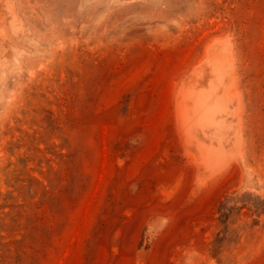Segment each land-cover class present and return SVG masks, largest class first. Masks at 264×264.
Here are the masks:
<instances>
[{
  "label": "rangeland",
  "instance_id": "rangeland-1",
  "mask_svg": "<svg viewBox=\"0 0 264 264\" xmlns=\"http://www.w3.org/2000/svg\"><path fill=\"white\" fill-rule=\"evenodd\" d=\"M0 264H264V0H0Z\"/></svg>",
  "mask_w": 264,
  "mask_h": 264
},
{
  "label": "bare ground",
  "instance_id": "bare-ground-1",
  "mask_svg": "<svg viewBox=\"0 0 264 264\" xmlns=\"http://www.w3.org/2000/svg\"><path fill=\"white\" fill-rule=\"evenodd\" d=\"M190 109H191V108H190ZM193 109H194V108H193ZM193 109H192V111H193ZM215 109H216V108L213 109V107L210 106V107L208 108V111H207L206 113H207V114H208V113H209V114H210V113L212 114V112H214ZM187 113H188V112H187ZM213 114H214V113H213ZM188 118H189V117H188ZM201 118L203 119V117H201ZM202 119H201V120H202ZM209 121H210V120H209ZM201 122H202V121H201ZM205 123H206V121H205ZM208 123H209V122H207L206 125H208ZM209 124H210V123H209ZM201 125H203V124H200V126H201ZM206 125L204 124L205 127H207ZM209 126H210V125H209ZM193 128H194V127H193Z\"/></svg>",
  "mask_w": 264,
  "mask_h": 264
}]
</instances>
